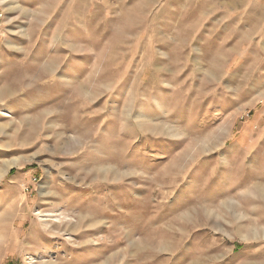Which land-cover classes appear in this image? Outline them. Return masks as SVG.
Instances as JSON below:
<instances>
[{
	"label": "rangeland",
	"instance_id": "rangeland-1",
	"mask_svg": "<svg viewBox=\"0 0 264 264\" xmlns=\"http://www.w3.org/2000/svg\"><path fill=\"white\" fill-rule=\"evenodd\" d=\"M0 264H264V0H0Z\"/></svg>",
	"mask_w": 264,
	"mask_h": 264
}]
</instances>
